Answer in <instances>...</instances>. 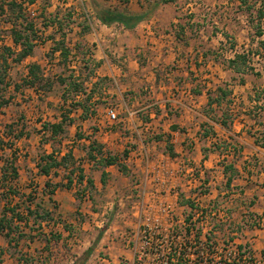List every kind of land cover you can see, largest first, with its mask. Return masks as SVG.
<instances>
[{
    "label": "crops",
    "instance_id": "1",
    "mask_svg": "<svg viewBox=\"0 0 264 264\" xmlns=\"http://www.w3.org/2000/svg\"><path fill=\"white\" fill-rule=\"evenodd\" d=\"M94 1L141 19L133 28L116 21L104 23L87 0L85 11L71 13L77 19L68 30L75 61L73 66L66 62L70 74L65 76L68 82L82 81V88L72 84L66 88V83L59 82L61 75L51 76L43 70L45 76L55 79L52 90L45 94L29 88L35 97L49 95L45 107L55 112L49 122L66 118L65 131L53 136V141L60 139V147L47 154L54 152L60 160L71 151L77 161L76 147L65 149L60 138L67 130L70 137L83 130L79 140L86 143L87 155L92 141L103 146L95 159H84L85 176L94 185L85 188V180L80 187L74 175L73 184L67 187L70 170L65 167L42 173L38 166L41 155L36 167L18 165L19 183L24 172L26 177L45 179V188L39 186L42 194L49 189L46 182L55 186L50 195L43 194L47 201L42 205L55 210L53 224L60 229V241L68 246L61 259L73 264L89 252L85 264H117L123 253H129L121 235L138 226L142 203L167 198L185 205L183 198L189 199L204 185L217 198L236 192L228 199L235 222L264 217V28L261 25L259 35L255 27L256 10L264 0ZM50 13L46 10L43 17ZM241 16L248 20L231 23ZM7 17L0 14V21L6 24L0 25V46L18 51L21 46L13 40ZM83 24L88 26L84 31ZM55 30L41 26L39 33ZM47 42L52 50L53 41ZM54 54L61 57L59 51ZM8 63L12 65L11 58ZM34 63L29 64L28 72ZM57 85L62 89L53 91ZM111 101L119 114L115 122L107 114ZM109 155L118 156L117 163L105 164ZM79 190L82 197L77 196ZM83 197L85 206L76 207ZM5 204L0 201V214ZM53 224L43 221L42 229L27 235L20 256L8 250L14 242L0 232L4 259L0 264H63L60 257L49 256L44 240L52 235ZM72 225L78 233L71 232ZM43 231L47 234H41ZM250 233L256 248L264 252V228Z\"/></svg>",
    "mask_w": 264,
    "mask_h": 264
},
{
    "label": "trees",
    "instance_id": "2",
    "mask_svg": "<svg viewBox=\"0 0 264 264\" xmlns=\"http://www.w3.org/2000/svg\"><path fill=\"white\" fill-rule=\"evenodd\" d=\"M40 0H0V14H7L12 25L11 33L15 44L20 45L21 49L16 51L13 48L8 46H0V109L8 105L13 97L11 95L6 96V90L10 85H14V90L19 91V89L34 88L38 92H44L45 94L52 90L54 86L55 79L50 76H45L42 68L39 64H32L29 67V72L22 81L23 83H14L10 80H7L8 70L11 65L8 63V60L11 58V61L15 63H20L29 55L34 52V47L38 44L39 41H42L40 38L41 29L38 28V23L34 20V17L30 16L28 12V6L37 4ZM168 1V0H164ZM45 10L47 9L48 1L45 0ZM93 7L97 12L98 17L107 24L113 22H120L125 25L127 28H133L141 19V16L134 14H127L119 10H112L105 6L98 5L93 1ZM84 11L86 8H84ZM86 21L85 19L83 22ZM256 28L259 35L262 34L261 25L264 21V3L256 10ZM73 21L71 13L64 14L60 16V12L50 13L45 15L44 20L41 22L42 26L45 28L54 27L55 31H52L47 37V40L53 41L52 51L56 53L60 52L61 59L64 61V64L72 56V48L70 46L71 40L68 38V30ZM85 24H83L84 26ZM68 26V28H66ZM87 25L83 28V31L87 29ZM242 57V56H240ZM61 84L66 83L68 85L72 84L75 89L82 88V81H71L68 82L67 77L62 78L58 77ZM220 90L223 94H226V91L222 88ZM210 103V102H209ZM66 118L64 117L60 122H46L43 124L44 131H48L53 136L61 135L64 130V123ZM19 129V125L8 124L5 125V130L0 134V160L3 162L0 168V181L6 184L3 191L0 192V201L5 200L6 204L3 208L2 213L0 214V232H2L5 237L10 241L17 244L20 240L27 234V228L30 230H39L42 229V222L49 221L53 219V211L46 209L42 205V201H39L37 196H35L36 190L33 189L32 192L24 195V200L21 201V196L17 194L19 192V171H18V156L12 151L9 155H5V148H2V145H7L8 142H4L3 139H8V141H13L10 144L9 148H12L14 143L21 139L27 134L24 133V127L21 126L19 131L16 134V130ZM14 137V138H12ZM13 144V145H12ZM103 146L96 142L95 140L89 145L88 155L90 158L95 159V154L102 153ZM41 160L38 163L40 171L44 174L50 173L52 168L65 167L69 169V174H67L66 186L70 187L74 181V175L76 177L77 184L81 187L84 181L86 180L85 188L94 185L93 179L85 176L83 163L73 161L72 152L68 151L62 158L59 160L54 152L41 155ZM118 156L109 155L104 159L105 164L117 163ZM123 166L121 165V168ZM228 167H226V170ZM232 177L229 176L227 184L230 185ZM1 185V183H0ZM59 184H56L58 186ZM50 182H46L47 191L46 194L50 195L53 192V187ZM87 188V189H88ZM19 190V191H18ZM43 192V194L45 193ZM37 193V192H36ZM78 197H82V192L79 190ZM21 201V202H20ZM11 206V207H10ZM37 227V228H35ZM50 234L54 235L53 230L51 229ZM45 234V232H41ZM17 235V238H15ZM61 236H56L60 238ZM51 240V237L48 238L47 242ZM89 257V252L85 253L83 256L75 260L73 264H85Z\"/></svg>",
    "mask_w": 264,
    "mask_h": 264
},
{
    "label": "built area",
    "instance_id": "3",
    "mask_svg": "<svg viewBox=\"0 0 264 264\" xmlns=\"http://www.w3.org/2000/svg\"><path fill=\"white\" fill-rule=\"evenodd\" d=\"M107 114L111 122L119 120L114 106ZM235 193L225 195L230 199ZM189 199L192 203L185 205L167 198L142 203L138 226L121 235L129 253L117 264H264V252L256 248L250 233L264 228V217H249L241 230L225 236L220 228L235 223L228 201L219 202L202 186Z\"/></svg>",
    "mask_w": 264,
    "mask_h": 264
},
{
    "label": "rangeland",
    "instance_id": "4",
    "mask_svg": "<svg viewBox=\"0 0 264 264\" xmlns=\"http://www.w3.org/2000/svg\"><path fill=\"white\" fill-rule=\"evenodd\" d=\"M48 1V5H47V11L48 12H60V14L64 15V14H68V13H74V12H78L80 13L81 11H84L83 7L86 8L87 5L86 1L87 0H46V2ZM89 3L91 5H93V1L94 0H88ZM110 4V3H109ZM120 4L117 3L116 6H119ZM45 0H40L37 4L28 6V12L30 14V16L34 17V20L38 23V27L42 26V21L44 20V13H45ZM115 6V7H116ZM87 9V8H86ZM1 20V19H0ZM8 20V17L7 19ZM77 19L73 18V21H75ZM242 20L247 21V17H240L238 19L235 20V18H233L231 20V23H235L236 21L240 22V24H242ZM233 21V22H232ZM0 25L2 26H6V24H4L3 22L0 21ZM238 25V23H237ZM264 28V22L262 23ZM72 26V25H71ZM2 28V27H1ZM68 28V26L66 27ZM4 35L7 34V30H5V28H2ZM51 31H48V33H44L43 35H40V38L42 41L39 42V46L35 49L34 52V56L30 57L28 59V61H24L22 63H15L13 62L11 67H10V71H9V80L13 82V84L16 83H23L22 79L26 76V74H28V66L31 62H38L39 64L42 65V70L49 75H61L62 77L67 76V74H70V71L68 70V67L66 65V63L64 64V61L61 59V57H59L58 55H55L52 50H51V43L47 42V36L50 34ZM2 34V32L0 33ZM10 38V37H9ZM69 64H71L72 66L74 65V61L75 59L71 56L69 58ZM90 67V66H89ZM89 67L87 69H83L85 71L89 70ZM66 74V75H63ZM14 85H12L11 89L6 90V96L8 94H13L12 97V101L10 104L2 107V109H0V134L4 132L5 130V125L8 124H16L19 125V129L21 128V126L24 127V133L27 134V138L28 139H24L22 141H18L16 142V144H12L15 153L17 154V156L20 158L19 159V163L18 165L20 166V168L24 169L26 168V165H30L29 168L31 167H36V163L39 160V156L42 154H47V151H51L52 149L56 150L60 147V144L58 143V141L60 139H58L57 141L54 140L53 141V137L51 135L50 132L48 131H44L43 128V124L46 122L51 121L50 116L53 117V114L55 112H53V110H51V107H49L50 109L48 110L47 107H45V102L49 100V95L47 97H43L40 96L35 97V95L32 94L31 90L29 88H22V90H20L19 92L21 93H16L13 89ZM59 89H62L61 87H59V85H57L53 91H59ZM52 98H54V96H52ZM42 105H44L43 108ZM110 105H115L114 101H111ZM16 130V134L19 131ZM69 132V133H67ZM70 130H67L66 133L64 135H62L60 138L64 139V143L66 144L65 149L70 148L68 147V145H72L73 147H76V153H77V162L81 161L83 164H86V162L84 161L85 158L89 157L86 154V149H87V145L86 143H84V141H80V134L83 135V130L79 131L78 134H76L74 137L72 135V137H70ZM85 133V131H84ZM14 138V137H12ZM72 140V141H71ZM4 142H8L7 145H2V148H5V155H9L10 154V150H9V146L11 142L13 141H8V139H3ZM71 141V142H70ZM80 142L79 145H77V142ZM90 158V157H89ZM26 161H28V163H26ZM2 164V161L0 160V166ZM123 166V165H122ZM87 168V167H85ZM122 169L124 171H127L126 166H123ZM22 177H21V183L20 187H19V192L21 193V195L18 193V196H21V201L24 200V195L23 194H28L30 192V188L35 189V196H37L39 201H47V198L43 196L42 192H41V188L39 187L40 185H42L45 182V179L39 180L37 177H35V175L31 176L28 175L26 177L25 173L22 172ZM30 174V173H29ZM20 182V180H19ZM1 185L0 188H5L6 184H4V182L0 181ZM45 188L42 185V189ZM202 189L205 190H209L212 192L211 187L208 185H204L202 186ZM32 192V191H31ZM228 197L227 195H223L221 198H217V200L219 202H226L228 201ZM20 201V202H21ZM183 203H187L190 204L192 203L191 199H187V198H183ZM85 200L84 197L81 200H78L76 203V207H84L85 206ZM231 206V205H230ZM11 207V206H10ZM232 207V206H231ZM50 209V208H48ZM51 210V209H50ZM233 210V209H232ZM188 212V211H187ZM55 213V210H53V214ZM68 215V214H67ZM64 213V216H67ZM78 215V214H76ZM54 219V215L52 217ZM56 218V217H55ZM59 218V217H58ZM53 219H50L49 222L51 224H53ZM58 220H63V218H60ZM242 223L244 222L241 221ZM61 226V225H60ZM77 226L72 225L71 227H69V229L71 230V232H75L78 233L79 229L76 228ZM228 228L225 227H221L220 230L225 233V236H227L229 231H235V230H241L244 225L241 223H237L235 222L234 224H232L231 226H227ZM37 228V227H35ZM52 228H54V235H50L51 237V241H53L52 243L47 242L46 239L45 243L46 246H48V251H49V256L50 257H55L58 258L60 257L61 259V255H65V253H63V249H68V246L66 245L65 241H60V238H56V236H59V231L60 229L56 227V224H53ZM45 229H47V227H45ZM50 229V228H49ZM27 230V234H31L32 230H30L29 228L26 229ZM45 232V231H43ZM47 234V233H45ZM17 238V235H15ZM45 237V236H44ZM29 238V236L25 235L23 237V241H21V243L17 244H12L11 246L8 247V250L11 251V253L16 254L18 256H20V246H22L24 248V246L26 245V242L24 241L25 239ZM60 241V242H59ZM59 242V243H58ZM60 244V247H59ZM0 250H3L2 247H0ZM2 253L0 252V263L2 262V260H4L2 258ZM35 258H32V260L34 261ZM61 260H64L62 263L63 264H68L70 261L67 258H63ZM31 260H29L30 262ZM32 261V262H33ZM75 262V261H74Z\"/></svg>",
    "mask_w": 264,
    "mask_h": 264
}]
</instances>
